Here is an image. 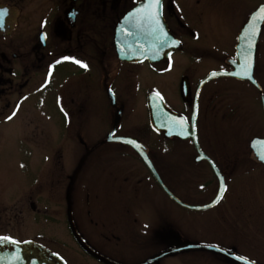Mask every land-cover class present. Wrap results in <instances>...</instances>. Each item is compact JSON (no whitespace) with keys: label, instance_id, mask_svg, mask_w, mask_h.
Here are the masks:
<instances>
[{"label":"flooded vegetation","instance_id":"flooded-vegetation-1","mask_svg":"<svg viewBox=\"0 0 264 264\" xmlns=\"http://www.w3.org/2000/svg\"><path fill=\"white\" fill-rule=\"evenodd\" d=\"M144 1L0 0V10L7 12L0 27V123L20 118L28 130L19 140L35 145L45 126L41 118H54L56 127H52L63 128L68 135L67 140L56 138L54 152L42 156L41 166L48 168L38 172L37 185L26 188L22 197L28 196L30 207L52 222L62 220L73 243L100 264H123L121 242L141 241L138 249L152 251V257L181 246L170 237L168 214L153 202L155 193L182 209L208 212L201 221L226 237L248 236L249 210L264 211V162L251 145L255 137H264V18L255 20L243 42L244 48H253L256 35L250 78L230 74L239 61L241 31L264 0H162L163 20L177 46L155 62L123 60L116 49L117 24ZM246 56V67L251 66V54ZM48 85L52 87L49 108L41 106L38 95ZM152 93L163 97L183 118L186 133L195 132L196 138L169 137L153 127ZM255 105L261 124L254 131ZM141 110L147 114L144 125L166 143L137 137L131 118ZM109 111L111 125L104 128ZM118 137L141 142L163 183L176 196L181 193V198L177 196L181 204L165 191L144 157ZM175 153L181 158V178L193 175L199 178L197 185L182 180L178 184V170L170 160ZM218 173L226 183L223 198L207 206L218 197ZM43 175L50 177L51 190L44 187L32 196L35 188L43 187ZM249 183L256 184L261 202L243 200V194H257ZM188 194L195 195V201ZM54 201L59 213L50 212ZM84 211L95 230L86 226ZM56 236L44 230L24 240L49 248L52 242L57 249H51L71 264L63 249L67 244ZM220 242L195 243L217 245L264 264ZM182 252H207L238 264L208 249Z\"/></svg>","mask_w":264,"mask_h":264},{"label":"rangeland","instance_id":"rangeland-1","mask_svg":"<svg viewBox=\"0 0 264 264\" xmlns=\"http://www.w3.org/2000/svg\"><path fill=\"white\" fill-rule=\"evenodd\" d=\"M51 90L52 87L48 85L42 88L38 93L42 99L41 106L48 108L51 106ZM142 103H144V99ZM254 111L257 116V118H255L257 122L254 126L255 131L256 127L261 124L259 122L260 116L258 114L259 109L257 105H255ZM110 115L109 111V117L105 120L104 128L105 126L109 128L111 125ZM41 121L45 126H42L40 143L37 145L29 143L31 141H24L25 139L19 140L24 137V132L28 130L25 125L22 124L20 118L17 117L11 122L0 123V234L9 231V233H11L10 237L12 236V238L18 240H24L27 237H33L38 231L46 230L48 233L57 235L56 237H59L58 239H62L61 241L67 244L66 248L63 249L71 264H100L85 255L73 243L70 232L62 223V220L52 222L30 207L28 204L30 202L28 196L22 197L28 190L26 188L37 185L35 184V180L38 177V172L48 168H43L41 166L42 156L54 152L56 148L54 145L56 138L68 139V135L63 128H61L62 130L57 129L56 131V129L52 127L53 125L56 127V120L54 118L52 121H46L44 118H41ZM145 122H147V114H145L143 110L133 113L131 123L137 128V137H148L149 140L153 142L166 143L158 133L153 130H148L147 126L144 125ZM139 130L141 131L139 132ZM170 160L174 161L175 170H178V184L181 185V180L185 184L190 185H197L199 183V178L193 175L181 178V168L179 166L181 164V158L179 153L172 154ZM22 169H27V171L23 172ZM23 174H25V177ZM40 179H42L44 185H42L43 187L35 188V192L31 193L32 196H36L37 194L35 193H39L40 190L44 191V187L51 190L49 182L50 177L43 175ZM248 187L255 189L257 194H243V200L251 204L261 202V196L259 195L256 184L249 183ZM176 194L181 198V193ZM188 196L192 201H195V195L188 194ZM58 201H54V203L49 205L51 213L60 212ZM140 202L145 203L146 199H142ZM153 202L156 203L159 209L162 208L163 211L168 214L170 237L172 240H176L178 244L184 245L197 241L204 243L207 240L221 241L220 243L238 247L245 255L251 256L264 263V211L249 210V215L247 216V218L250 219V226H247L249 229L248 236L226 237L221 235L217 227L201 221V219L208 214L206 211L192 212L182 209L161 193L154 194ZM41 206L45 208V205ZM252 207L253 206L250 205V208ZM188 216L198 218L194 221L188 219ZM81 217L89 229L95 230V228L91 227L93 223L87 217L86 211H84ZM99 226L101 227L102 223H100ZM56 229L61 230L63 235L56 232ZM54 242L58 243L59 241L56 240ZM120 244L123 251L120 263L123 264H140L152 254V251L147 252L145 250H139V246L144 243L138 240L129 241L127 244L121 242ZM49 245L51 248L57 249L56 245L52 242H50ZM184 253L185 252H182L179 256L166 257L159 264H229L207 252Z\"/></svg>","mask_w":264,"mask_h":264},{"label":"water","instance_id":"water-1","mask_svg":"<svg viewBox=\"0 0 264 264\" xmlns=\"http://www.w3.org/2000/svg\"><path fill=\"white\" fill-rule=\"evenodd\" d=\"M152 3L153 0H145L144 2L139 3L119 20L115 32V43L118 55L121 59L132 62H142L145 60L155 62L166 57L167 54L175 46H177L178 42L173 39L166 24L164 23L161 4L160 7L156 9L150 7ZM261 9H264V5L260 6L251 15L240 34L237 51L239 61L235 64V69L230 72L232 76L239 79H246V75L244 73L246 63L244 60L249 59L246 56L247 52L251 54V70L254 66L256 35H254L252 38L254 41L253 48H244L243 42L248 36V29L255 26V20L258 18L261 21L263 20L264 11H261ZM249 35L252 36V33L249 32ZM157 94L158 93H152L149 96V105L151 107L150 117L153 127L157 131L169 137L178 136L180 138H188L193 136L196 138L195 132L191 131L190 133L188 131L186 133L185 129H183V125L179 123L183 118L179 116L177 112L167 106L163 97L160 94ZM117 139L130 144L144 157L154 172L156 178L164 187L165 191L175 201L181 204V199L173 194L163 183L141 142L134 137H118ZM251 145L260 160L264 162V158H262L264 157V137H255L252 140ZM218 174L220 181V191L218 197L207 206L215 204L216 201L219 200L221 191L225 190L226 183L224 177L220 173ZM185 205L188 206L187 204ZM191 207L196 209L204 208L200 206ZM202 248L220 253L238 264H259L247 257L237 254L232 250H228L217 245L202 243H187L178 247H172L162 253L154 255L140 264H151L158 259L175 255L180 251L182 252ZM0 264L68 263L60 254L54 252L52 249L40 242L34 240L17 241L9 236H0Z\"/></svg>","mask_w":264,"mask_h":264},{"label":"snow or ice","instance_id":"snow-or-ice-1","mask_svg":"<svg viewBox=\"0 0 264 264\" xmlns=\"http://www.w3.org/2000/svg\"><path fill=\"white\" fill-rule=\"evenodd\" d=\"M160 4H161V0H153V3L150 5L151 8H156L158 9L160 7ZM261 11H264V9H261ZM7 14L6 10H0V27H3V17ZM249 47H251V44H249ZM84 67H86V65H82ZM248 69H250V65H248L246 67V71H245V74L246 75H249V78H250V73L248 71ZM213 75H216L215 73H213ZM159 95V94H157ZM9 119H11V117H9ZM181 125H183V121H180L179 122ZM264 158V157H262ZM220 198H223V191H221L220 193ZM217 203L219 202V200L216 201ZM6 239V238H5Z\"/></svg>","mask_w":264,"mask_h":264}]
</instances>
